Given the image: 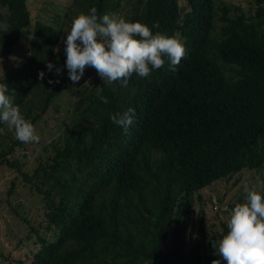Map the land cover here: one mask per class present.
Masks as SVG:
<instances>
[{"label":"trees","instance_id":"16d2710c","mask_svg":"<svg viewBox=\"0 0 264 264\" xmlns=\"http://www.w3.org/2000/svg\"><path fill=\"white\" fill-rule=\"evenodd\" d=\"M31 2L0 0V61L22 50L0 82L35 130L69 102L30 172L16 153L29 142L0 125V169L16 171L41 203L40 222L23 216L34 248L23 258L0 251V264H211L209 241L227 229L208 232L199 193L264 170V0H248L246 11L219 0H70L53 23L36 20ZM93 6L150 29L157 22L152 31L179 39L185 56L174 71L166 61L147 77L132 73L123 88L90 67L89 82L73 83L62 40L73 17ZM27 27V43L17 47ZM49 61L59 77L45 70ZM128 107L135 120L123 132L109 115ZM15 193L14 179L8 195ZM245 198L218 199L217 211Z\"/></svg>","mask_w":264,"mask_h":264},{"label":"clouds","instance_id":"9594fccd","mask_svg":"<svg viewBox=\"0 0 264 264\" xmlns=\"http://www.w3.org/2000/svg\"><path fill=\"white\" fill-rule=\"evenodd\" d=\"M155 28L157 22L150 29L146 24L114 13L98 15L94 6L87 13L77 14L62 40L63 68L68 79L73 83L80 81L85 68L91 67L101 80L118 81L123 88L127 87L132 73L147 77L166 61L168 70L174 71L185 56L184 45L175 36L153 32ZM45 70L57 77L61 74V68L51 61L46 62ZM44 74V71L37 73L39 78ZM101 100L108 103L106 97ZM109 119L127 132L134 123L135 110L128 107L110 114ZM0 125H6L22 143L39 141L33 124L13 103L5 81L0 82ZM226 229L219 238L209 241L217 257L211 264L222 261L223 264H264V194L248 188L245 201L236 203L230 210Z\"/></svg>","mask_w":264,"mask_h":264},{"label":"rangeland","instance_id":"374dc122","mask_svg":"<svg viewBox=\"0 0 264 264\" xmlns=\"http://www.w3.org/2000/svg\"><path fill=\"white\" fill-rule=\"evenodd\" d=\"M128 1L133 2L134 0ZM247 1L248 0H219V2L225 6L240 5L244 11L249 7ZM69 3L70 0H32L30 8L36 20L43 23H53L55 21V16L57 14H63ZM29 33L30 27L25 28L21 32L20 42L17 47L27 43ZM21 51L22 50L19 48L14 54V57H11L9 61H0V80L8 71L18 65L17 61L21 60ZM90 69L93 70L94 68L90 67ZM88 71L89 70L85 69L81 77V79L86 78L87 82L94 77L93 73ZM68 102L69 101H66L65 98L60 104V109L56 111L51 110L44 116L39 126H37L38 128L35 130L36 134L39 136L38 142H29L25 148L16 151L19 155V159H21L24 171L30 172L36 166L35 159L39 154L41 156L44 154L42 151V144L48 145L51 140L57 136L55 127H57L59 121L63 119V115L60 111ZM16 177V171L6 168L0 169V251L7 256L13 255L16 258H23L24 254L34 248V239L26 240L25 236L29 230L28 224L23 221V216L40 222L41 203L37 198L31 195L28 187L22 183L21 179H16ZM238 178L239 182L233 185ZM14 179L16 182V193L9 196L8 189L11 181ZM248 188H254L262 192L264 189V170H244L234 176L227 185L225 181H218L199 193L202 200L204 199L205 202L204 220L208 232H211L212 235L220 233L222 231V224L227 223L230 213L217 211L219 208V205L216 204L217 200H221L224 197L223 202L224 205H226L228 202L230 203L236 200L240 194H243L245 198ZM199 208L200 204L196 202L195 210ZM13 209H16L21 216L15 215ZM192 217L194 219L197 218L196 214H193Z\"/></svg>","mask_w":264,"mask_h":264}]
</instances>
